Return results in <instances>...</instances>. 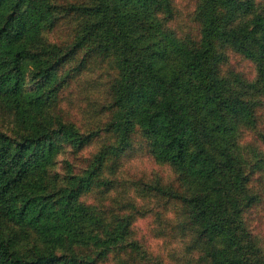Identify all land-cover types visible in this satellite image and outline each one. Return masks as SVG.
Returning a JSON list of instances; mask_svg holds the SVG:
<instances>
[{
    "label": "trees",
    "instance_id": "obj_1",
    "mask_svg": "<svg viewBox=\"0 0 264 264\" xmlns=\"http://www.w3.org/2000/svg\"><path fill=\"white\" fill-rule=\"evenodd\" d=\"M173 13L171 0H0V103L21 130L17 137L0 130V264H96L118 251L139 254L124 217L102 221L79 200L107 152H119L135 127L185 187L184 194L155 190L184 206L209 264H264V244L241 217L255 198L250 176L263 162L241 139L264 99V0H198L196 38L165 23ZM61 14L71 33L66 45L43 38ZM228 53L253 64L252 79L222 71ZM77 55L63 73L67 82L90 57L110 59L102 131L114 143L81 173H49L60 143L80 149L97 134L52 124L43 112L63 79L60 66ZM258 139L264 145V134Z\"/></svg>",
    "mask_w": 264,
    "mask_h": 264
},
{
    "label": "rangeland",
    "instance_id": "obj_2",
    "mask_svg": "<svg viewBox=\"0 0 264 264\" xmlns=\"http://www.w3.org/2000/svg\"><path fill=\"white\" fill-rule=\"evenodd\" d=\"M55 1L64 5V1L79 0ZM197 2L171 0L174 13L172 19L165 23L178 36L186 34L191 38L197 37L198 25L193 16ZM59 17L57 26L44 33L43 38L66 45L71 35L67 14ZM78 58L79 55L69 64L60 66L58 75L63 79L55 98L44 105L43 112L45 119L52 124L56 120L71 122L81 132L97 131V134L80 149L60 143L49 173L64 174L67 170L81 173L100 150L114 143V136L102 131L109 116L108 83L114 76L110 59L104 57L97 61L90 57L82 69L71 72L67 82V75L63 76V73L72 68ZM221 69L236 72L245 79L254 76L253 64L235 53H228L226 67ZM25 88L29 89L30 84H26ZM262 102L255 110L254 127L244 130L241 139L242 143L255 146L263 159L260 167L250 176L249 184L255 198L241 213L243 223L258 245L264 244V145L258 139V133L264 134V99ZM0 130L10 137H17L21 133L13 111L2 103ZM111 152H107L109 156L102 162L100 174L80 194L79 200L90 206L102 221L114 216L124 217L122 223L128 224V239L135 242L139 254L118 251L104 256L96 264H209L202 242L195 237V229L185 222L184 206L155 190L161 187L166 191L186 193L174 170L154 160L148 139L135 127L128 134L123 148L117 153L114 150ZM100 180L110 181V185L98 184Z\"/></svg>",
    "mask_w": 264,
    "mask_h": 264
}]
</instances>
